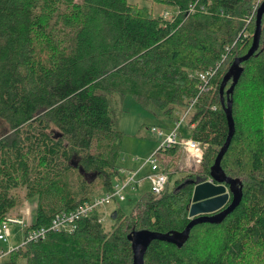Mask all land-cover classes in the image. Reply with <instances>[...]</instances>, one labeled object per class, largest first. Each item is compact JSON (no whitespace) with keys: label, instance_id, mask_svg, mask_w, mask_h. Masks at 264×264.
<instances>
[{"label":"trees","instance_id":"1","mask_svg":"<svg viewBox=\"0 0 264 264\" xmlns=\"http://www.w3.org/2000/svg\"><path fill=\"white\" fill-rule=\"evenodd\" d=\"M153 1L177 11L155 16L128 0H0V118L9 125L0 137V223L22 202L21 189L24 200L37 198L28 229L113 190L123 137L113 101L126 96L168 115L193 107L192 138L206 147L201 175L210 178L229 133L221 83L251 47L259 7ZM241 65L231 96L235 133L221 165L241 179L242 200L221 222L197 223L182 246L153 240L144 264H264V14L260 47ZM165 171V190L145 193L130 215L117 210L112 229L96 211L74 232L49 230L11 250L5 264H133L132 232L182 231L191 220L201 175L171 188Z\"/></svg>","mask_w":264,"mask_h":264},{"label":"rangeland","instance_id":"2","mask_svg":"<svg viewBox=\"0 0 264 264\" xmlns=\"http://www.w3.org/2000/svg\"><path fill=\"white\" fill-rule=\"evenodd\" d=\"M128 1L149 7L155 16H163L166 11L172 15L173 12L177 11V7L175 6L157 3L153 0ZM256 17L257 13L255 22ZM113 105L116 107L113 109V116L117 118V127L123 134L122 155L119 160L122 168L121 173L123 175L127 172L135 173L136 179L143 180L136 188V191L131 192L127 189L124 192L125 199L113 198L99 206V217L108 230L112 229L115 223L111 218L115 211L121 210L124 214L130 215L139 198L151 191V182L145 178L151 172V164L148 161L154 154L157 153L159 156L161 169L165 170L168 167V170H170L169 175L172 178L171 188L175 187L177 181L188 175L197 174L199 176L202 174V163L199 164L197 156L185 149L186 145L184 144L185 141L192 139L190 121L195 113L193 107L177 106L172 115H168L163 112H157L154 105H141L132 96H126L123 100L118 98L113 101ZM176 120H179V127H177ZM154 126L166 127L167 129L177 127L180 133L179 140L182 142L179 145L181 147L178 146L179 149L173 153H163L164 151L160 150L163 139L152 131L151 128ZM8 132L9 125L0 118V137L6 135ZM205 150L206 147H200L202 156ZM210 179L211 176L210 178H206V176L201 175V179L198 181L204 182ZM115 180L117 181L116 178ZM24 194V189L17 191V195L20 196L22 202L11 210L10 213L21 214L28 210L31 213V215H28V220L31 218L33 220L36 212L37 198L24 200ZM24 225L22 223L10 224L11 235L8 242H0V248H4L7 253L5 260L9 259V252L11 250L24 244Z\"/></svg>","mask_w":264,"mask_h":264},{"label":"water","instance_id":"3","mask_svg":"<svg viewBox=\"0 0 264 264\" xmlns=\"http://www.w3.org/2000/svg\"><path fill=\"white\" fill-rule=\"evenodd\" d=\"M264 14V1L257 10L256 30L253 43L247 53L237 57L223 77L221 83L222 100L228 118L229 133L225 144L220 149L215 163L211 166V179L204 182H196L192 202L190 205V222L184 230H172L169 232H156L147 229L136 230L128 238L132 243L134 252L133 264H144L145 253L153 240L159 239L182 246L189 238L191 229L200 222H221L231 211L235 209L243 197V184L241 179L228 176L222 168L221 161L227 152L235 133V121L232 113L233 100L231 98L244 67L242 62L249 60L260 47L262 33V17ZM232 80L230 88L226 91L228 102L225 103L224 91L227 83ZM77 165V163H75ZM118 211L111 218L116 220Z\"/></svg>","mask_w":264,"mask_h":264},{"label":"built area","instance_id":"4","mask_svg":"<svg viewBox=\"0 0 264 264\" xmlns=\"http://www.w3.org/2000/svg\"><path fill=\"white\" fill-rule=\"evenodd\" d=\"M260 0H256L254 5L255 9L259 7ZM195 5L190 7V10L194 11ZM171 13L165 12L164 16L169 17ZM214 73L213 69L206 70L200 73V78L202 81L206 82L208 76ZM177 127H179V120H176ZM166 127H152V131L156 133L159 137L163 139L161 141V148L167 149L174 146H179L182 142L179 140L180 133L178 128ZM184 144L189 150H196L201 145L195 141L193 138L185 141ZM151 164V172L146 176L151 182V191L156 194L162 193L169 181V176L164 169L160 167V160L158 154H154L148 161ZM143 179H136L135 173L127 172V175L121 182L114 184L112 191H106L103 194L97 196L92 201H88L80 204L77 208L73 210H64L56 213L49 226H43L35 229H28L32 224V218L28 220V215L31 213L26 210L21 214L8 213L5 219L0 223V242H8L9 236L11 235L10 224L12 223H22L24 225V243L27 241H38L44 238L49 230L52 231H65L74 232L78 228L79 221L86 216H90L99 210L101 204L106 203L113 198H118L120 200L125 199L124 192L127 188L135 190L142 182ZM99 212V211H98ZM10 253V252H9ZM7 253L4 248H0V264H5V257Z\"/></svg>","mask_w":264,"mask_h":264},{"label":"crops","instance_id":"5","mask_svg":"<svg viewBox=\"0 0 264 264\" xmlns=\"http://www.w3.org/2000/svg\"><path fill=\"white\" fill-rule=\"evenodd\" d=\"M169 129H170V128H169ZM179 147H181V146H179ZM179 147L177 146V149H176V150H178ZM200 147H201V146H200ZM200 147H199L198 149H196V150H193V151H192V150H189L187 147H185V149H187L188 151H190L191 154L197 156L198 161H199V164L201 163V159H202V152H200ZM163 153H168V152L165 150ZM160 156H161V155H160ZM126 175H127V173H125L124 175L121 173V175H120L119 177L116 178L117 181L115 180V183H117V182H121V181L125 178ZM127 189H129L131 192L136 191V189H135V190H132V189H130V188H127ZM127 189H126V190H127Z\"/></svg>","mask_w":264,"mask_h":264}]
</instances>
